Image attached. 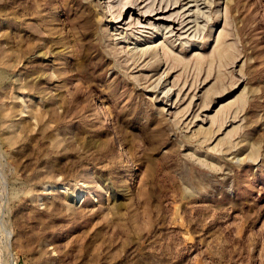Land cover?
Masks as SVG:
<instances>
[{
	"label": "rangeland",
	"instance_id": "obj_1",
	"mask_svg": "<svg viewBox=\"0 0 264 264\" xmlns=\"http://www.w3.org/2000/svg\"><path fill=\"white\" fill-rule=\"evenodd\" d=\"M137 1L0 0V264H264V0Z\"/></svg>",
	"mask_w": 264,
	"mask_h": 264
},
{
	"label": "bare ground",
	"instance_id": "obj_2",
	"mask_svg": "<svg viewBox=\"0 0 264 264\" xmlns=\"http://www.w3.org/2000/svg\"><path fill=\"white\" fill-rule=\"evenodd\" d=\"M137 1V0H136ZM140 1V2H139ZM137 2H139V6L140 8L138 10H142L140 15L143 16V17H146V20H150L149 17H152L154 18L155 16L157 15H160V14H163V13H167L171 10V8L169 7V5H165L164 7H161V8H156L154 4H148V5H144V2H148L147 0H139ZM112 3V2H111ZM136 3V2H135ZM134 3V4H135ZM152 3V2H151ZM111 5H109L110 7ZM143 6V7H142ZM157 6V5H156ZM169 8V9H168ZM129 9V8H128ZM145 9V11L143 12V10ZM192 10V9H191ZM161 16V15H160ZM190 17V16H189ZM156 19L158 20H164V21H167L168 18H166L164 15H162V17H156ZM125 19H121L119 20V23L123 22ZM183 21V20H182ZM180 23V22H179ZM181 25L184 24V21L180 23ZM142 27V26H141ZM167 28V27H166ZM189 28V27H188ZM180 29V28H179ZM183 29V28H182ZM175 30V27L174 29H171L169 32H174ZM149 49V47H148ZM135 51V50H134ZM83 191V190H82ZM83 194V192H79L77 193L76 197H75V201H78L79 197ZM83 196V195H82ZM81 196V197H82Z\"/></svg>",
	"mask_w": 264,
	"mask_h": 264
}]
</instances>
